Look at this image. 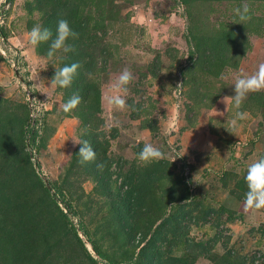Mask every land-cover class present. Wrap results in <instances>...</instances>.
Masks as SVG:
<instances>
[{
  "label": "rangeland",
  "instance_id": "rangeland-1",
  "mask_svg": "<svg viewBox=\"0 0 264 264\" xmlns=\"http://www.w3.org/2000/svg\"><path fill=\"white\" fill-rule=\"evenodd\" d=\"M46 2L0 0L4 35L3 39L0 35V109L21 115L28 109L26 127L37 129L38 134L25 150L47 186L71 193L63 197L66 202L73 199L78 213L69 216L79 237L87 240L80 225L87 227L108 258L119 259L130 251L132 242L138 244L137 252L149 238L156 239L152 233L162 220L153 221L148 231L142 228L147 225L146 207L135 204L137 189L161 197L168 191L169 198L170 194L175 197L180 194L179 180L189 188V198L179 203H187L190 214L179 219L180 208L173 210L176 218L169 227H162L160 236L171 239L175 234V239L170 248L171 244L161 242V248H169L171 256L195 255L194 264H212L206 255L221 257L227 251L242 264H264V210L245 211L246 192L237 186H246L247 167L264 157V91L247 96L240 109L247 118L235 130L230 126L235 75L253 74L264 64V0H189L186 5L181 0H114L111 13L108 0H57L61 13L76 8L79 21H84L82 30H75L78 39L70 41L74 53L51 61L47 59L51 41L35 48L27 42V33L36 24L51 30L53 37L56 34ZM244 4L251 19L241 21L236 9ZM219 35L223 44L219 42L218 49L224 54L211 58L213 63L197 62L201 60L191 55L196 43L213 42ZM70 57L79 59L81 66L87 62L86 79L100 91L98 108L89 94L71 112L62 110L76 94L71 92L72 85L61 89L51 79ZM185 67H191L187 76L181 71ZM124 68L131 70L134 79L126 97L129 107L119 111L108 105L106 97ZM78 139L88 140L93 149L105 148L116 172L110 186L99 184L102 177L90 168L99 160L79 163L80 145L73 144ZM145 143L167 154L161 160L167 165V175L162 174L160 187L146 189L143 184V171L161 172L153 163L144 166L138 160ZM130 170L134 202H124L122 211L115 214L113 202L130 189ZM61 198L56 196L63 208ZM200 206L214 212L205 220ZM169 212L170 205L166 207ZM123 220L131 225V241L120 226ZM137 224L140 228L134 229ZM64 229L68 235L55 238L58 252H50L47 262L40 264H92L71 225L64 224ZM199 242L209 251H202ZM87 247L97 260L94 264H106L88 242ZM140 263L151 264L146 259Z\"/></svg>",
  "mask_w": 264,
  "mask_h": 264
},
{
  "label": "trees",
  "instance_id": "trees-1",
  "mask_svg": "<svg viewBox=\"0 0 264 264\" xmlns=\"http://www.w3.org/2000/svg\"><path fill=\"white\" fill-rule=\"evenodd\" d=\"M56 1V2H55ZM111 5L108 8L110 13L112 12L111 7L114 5V0H108ZM189 0H181V3L186 5ZM46 6L49 13H51V21L57 26V22L60 19H65L69 22L70 27L75 30H82L80 23L84 20L79 21L78 13L76 8H73L67 13H61L58 9L59 5L57 0H47ZM118 6V5H117ZM85 18V17H84ZM110 20L111 18H107ZM86 20V19H85ZM49 24V23H48ZM46 24V26H48ZM0 35L2 39L4 35L0 30ZM222 35H219L213 42L204 41V45L196 43V48L191 51V55L195 54L196 58L198 57L202 63V60L205 59L207 64L213 63V59L220 57L221 54H224L223 51L218 49L219 42ZM83 52V50L81 49ZM74 52H72L73 54ZM86 54L85 52H83ZM193 58V56H191ZM213 58V59H211ZM72 63H80L79 59L74 57L68 60V65ZM86 69L87 62L83 64L78 69L77 75L74 77L72 82L71 92H74L76 95H79L81 101L84 102L89 97V94H92V98L98 108L99 105V88L97 85L90 84L86 79ZM191 67H185L181 71L186 76L189 74ZM210 70V67H207ZM189 77V76H188ZM193 76L191 77V79ZM89 108L90 107L89 105ZM27 110V112H26ZM25 110L24 115L17 114L15 112L2 111L0 109V264H40L41 261L49 259L50 252H58V245L56 237L67 236L68 232L64 229V224L66 226L71 225L73 229V234L76 235V238L79 242L81 249L84 250L86 257L90 260V263H97V260L89 254L88 249L84 245L81 237L77 233V228L72 225L69 214L77 215L75 211V206L72 205L73 199H68V202L64 201V195L70 196L71 193L65 189H58L55 185H48L44 182L40 173L36 171V168L33 165L32 160L30 159L28 151H26V146L29 144H34L37 137V129L33 127H26L28 109ZM28 136V137H27ZM96 153V160H99L100 164H103V169H99L96 165H90L92 162H88L90 168L93 172H96L100 177L99 184L105 183L109 185L111 176L116 174L112 170V165L109 163L108 157L105 155V148L93 149ZM76 160V155L72 157L69 167H71ZM39 165V163H37ZM153 167L160 169L161 172L154 171H143L144 181L143 184L147 185L145 188L151 189L150 186H161L159 184L162 174H166L167 165L164 161H159L153 163ZM133 171L130 170L128 176V183L130 189L126 191L123 197L119 200L113 202L114 213H119L122 211V205H125L124 202H128V205H132L135 201L136 205H141L146 207L144 208V217H147V225L142 226L145 228V231H148L149 225L159 217L162 218L161 222L153 230V235H156V239H148V244L143 247H139L138 251L135 252V248L138 244L131 245V249L128 253L123 254L119 259L107 256L104 253L97 241L91 236L90 231L87 227L80 225V228L83 229V233L87 241L91 244L92 249L97 254V256L107 260L106 264H142L140 260L143 259L147 262L153 264H163L164 262L170 261V264H194L195 255L190 256L185 254L182 256H171L168 253V249L172 246L174 238L167 239V236H160L162 227L166 225L169 227L170 222L175 217L173 210L180 208L179 219H183L185 215H189V206L187 203H179L181 200H186L189 198V188L184 181L176 182L180 183V194L178 193L175 197H172L169 192L165 193L164 197L158 196L155 192L151 193H142L137 189V194H135L134 199L132 197V192L134 190V179L132 178ZM187 176V175H186ZM142 179V180H143ZM110 186V185H109ZM238 188L241 189L242 193L246 192L247 187L242 183H238ZM174 189H171V193H175ZM141 192V193H140ZM57 197H62L61 202L64 204L62 208ZM132 201V202H131ZM131 202V203H130ZM171 202V203H170ZM144 203V204H143ZM169 203V204H168ZM170 205L172 212L166 214V207ZM126 207V206H125ZM202 210V206H200ZM222 210H228L223 206L219 207ZM179 210V211H180ZM199 211L201 215L206 220V218L214 212V210L209 208H204V210ZM139 211V210H138ZM140 212V211H139ZM142 213V212H141ZM217 213L218 210H217ZM121 215H125L123 212ZM165 215V216H164ZM126 216V215H125ZM138 222V221H137ZM122 229L127 231L126 235L129 236L131 241L132 236L128 232L131 231V225L127 223L126 220H123L120 224ZM127 227V229H126ZM79 228V227H78ZM135 228H140L137 224ZM167 229V228H166ZM169 230V229H167ZM160 237V239H159ZM159 239V243L156 240ZM166 242L171 244L169 248H161L162 243ZM60 243V241H59ZM201 246V250L208 252L209 248L203 246L201 242L198 243ZM163 250H165L163 252ZM201 254V253H200ZM212 264H242L240 259L237 256H233L230 251H227L221 257L217 255H206ZM30 260V261H29ZM149 264V263H146ZM166 264V263H165Z\"/></svg>",
  "mask_w": 264,
  "mask_h": 264
},
{
  "label": "clouds",
  "instance_id": "clouds-1",
  "mask_svg": "<svg viewBox=\"0 0 264 264\" xmlns=\"http://www.w3.org/2000/svg\"><path fill=\"white\" fill-rule=\"evenodd\" d=\"M241 21L250 20L248 14L250 9L247 4L242 8L236 9ZM79 34L75 32L65 19H60L57 22L56 34L53 37L51 30L43 28L41 25H34L27 33V42L35 48L42 42L51 41L47 51V59H66L67 54L74 52V45L70 42L78 39ZM81 67L79 63L65 64L63 67L55 70V74L51 79L53 86L65 89L71 86L74 77ZM134 77L129 68H124L118 77L115 79L109 89V95L106 97L108 105L119 111L126 110L129 106L126 97L130 92L129 85ZM233 95L230 97L232 106L235 109L234 116L230 120V126L233 130L238 127L239 121L247 118V113L240 111L243 102L250 93H259L264 91V64H260L255 73L247 75L238 73L234 77ZM81 103L79 95H73L66 103L62 105V110L65 113L71 112ZM75 145H80L79 148V163L85 164L95 162L96 153L91 144L86 139H78L73 142ZM167 154L160 147H156L151 143H145L144 147L138 154V160L147 166L154 162H159L166 159ZM99 169H103V164H98ZM247 191L244 194L245 211L253 213L264 210V157H261L251 163L246 170L244 177Z\"/></svg>",
  "mask_w": 264,
  "mask_h": 264
},
{
  "label": "water",
  "instance_id": "water-1",
  "mask_svg": "<svg viewBox=\"0 0 264 264\" xmlns=\"http://www.w3.org/2000/svg\"><path fill=\"white\" fill-rule=\"evenodd\" d=\"M16 73V75L18 76L19 74H18V72L16 71L15 72ZM19 79L21 80V78L19 77ZM44 182L47 184V182L44 180ZM78 231H79V229H78ZM81 238H82V240L84 241V244L86 245V247H87V240H84V237L83 236H80ZM89 243V242H88ZM89 245L91 246V244L89 243ZM92 247V246H91ZM88 248V247H87ZM89 249V248H88ZM93 250V249H92ZM93 252H94V250H93Z\"/></svg>",
  "mask_w": 264,
  "mask_h": 264
},
{
  "label": "built area",
  "instance_id": "built-area-1",
  "mask_svg": "<svg viewBox=\"0 0 264 264\" xmlns=\"http://www.w3.org/2000/svg\"><path fill=\"white\" fill-rule=\"evenodd\" d=\"M187 174H188V172L185 173V175H187Z\"/></svg>",
  "mask_w": 264,
  "mask_h": 264
}]
</instances>
